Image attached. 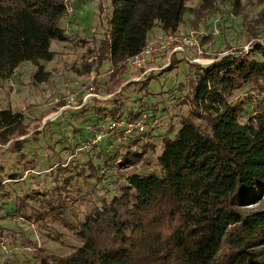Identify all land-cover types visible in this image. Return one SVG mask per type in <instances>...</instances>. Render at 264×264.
<instances>
[{"label": "trees", "instance_id": "1", "mask_svg": "<svg viewBox=\"0 0 264 264\" xmlns=\"http://www.w3.org/2000/svg\"><path fill=\"white\" fill-rule=\"evenodd\" d=\"M213 1L201 4L208 8ZM186 2L110 0L105 36L85 71L108 60L113 67L108 83L119 84L124 61L146 45L154 27L177 34ZM259 2L262 8L249 26L257 37L264 36V0ZM66 3L0 0V79L26 61L37 66L35 81L48 78L40 61L53 59V41L70 39L61 26ZM212 59L188 63L187 112L174 132L159 135L158 151L146 129L118 150L99 149L85 161L51 167L40 186L13 197L10 215L36 225L58 245L52 251L34 242L27 259L33 264H264V43ZM111 96L93 98L80 114L90 120L136 118L143 112ZM29 125L21 112L0 108V146L23 164L8 172L0 166L4 198H12L14 184L36 166L35 154L27 158L22 151ZM129 166L143 170L122 173L111 199L98 195L100 183L108 189L107 172Z\"/></svg>", "mask_w": 264, "mask_h": 264}, {"label": "rangeland", "instance_id": "2", "mask_svg": "<svg viewBox=\"0 0 264 264\" xmlns=\"http://www.w3.org/2000/svg\"><path fill=\"white\" fill-rule=\"evenodd\" d=\"M66 2L72 12L66 10L61 19V26L70 39L53 41V59L40 61L44 71L48 72V78L41 82L35 81L33 74L37 66L26 61L22 62L10 77L0 79V108L23 114L24 122L30 124V136L25 135L29 137L22 151L27 158L32 154L36 157V166L26 170L23 178L14 184L16 191L12 193V198L0 196V225L3 230L0 233V264H33V260L27 258L31 253L29 247L32 248L35 244L52 251L58 247L57 243L36 225L19 216L10 215L16 194L40 186L51 167L55 169L60 163L73 159L85 161L99 149H117L123 143L129 142L130 137L119 139V136L113 134L96 143L90 150H78L88 136L85 123L89 114H80L86 105L75 108L79 105V102L75 101L71 105L72 108L60 110L65 102H55L56 98L65 94L68 88L81 89L88 82L90 75L94 74V85L100 94L110 95L106 98H112L111 95L115 94L133 110L142 109L150 114L147 131L153 134L152 141L158 151L161 145L159 135L171 128L174 132L179 126L180 116L187 112L188 63L193 62L195 57L210 60L230 50L247 51L256 42L264 43V36L252 35L249 28L262 8L259 0H214L208 8L202 6V0H187V10L177 34L195 30L202 53L197 54L193 48L185 47L184 51L176 53L170 62L168 54L160 55L136 72L131 73L125 68L124 73L119 75V84L116 80L108 83L110 70L113 69L110 61L104 60L99 67L94 63L89 72L85 71V65L93 60L98 45L105 36L107 17L111 13L110 0ZM160 33L161 29L154 27L148 34V37L151 36L148 41ZM177 60V66L171 69V64ZM152 74L156 76L148 82L147 87L138 91L139 85L144 84ZM122 86L124 90L119 93ZM237 94L241 96L242 91ZM145 108H148V111L144 110ZM154 118L157 119L156 122ZM37 125L38 127H35ZM5 147L0 146V166L3 172L15 168L21 170L23 164L18 162V154L6 150ZM93 162L98 164L99 161L93 158ZM141 170L142 166H129L126 169H115L118 174L107 172L106 185L109 181L111 185L105 189L101 187L104 182L100 183L98 195L111 199L117 192L118 184L123 182L122 173ZM85 207L90 210L92 204L85 203Z\"/></svg>", "mask_w": 264, "mask_h": 264}, {"label": "built area", "instance_id": "3", "mask_svg": "<svg viewBox=\"0 0 264 264\" xmlns=\"http://www.w3.org/2000/svg\"><path fill=\"white\" fill-rule=\"evenodd\" d=\"M67 12H72L71 9L66 7ZM185 47H191L197 54H201L202 50L200 44L197 41V32L190 30L186 34H173L162 32L157 35L153 40L148 41L146 45L136 54L128 57L124 61V66L127 71L133 73L139 69L148 66V63L155 57L168 54V62H170L171 55L174 52H182ZM213 59H205L195 57L193 62L199 64H209ZM112 71V70H110ZM95 75L91 74L88 82L81 89L76 90L68 88L60 98H56L55 102L64 100V104L60 107L62 109L72 108L71 105L75 101L79 102V105L75 108H80L86 105L93 98L103 99L110 95L100 94L94 85ZM134 79V78H133ZM74 108V107H73ZM150 114L141 112L136 118H98L86 120L85 130L88 134L87 138L83 140L82 146L78 150H90L96 143L103 141V139L110 135H117L120 138H129L145 131L149 125ZM157 119L154 118V122ZM111 182L107 184L110 186Z\"/></svg>", "mask_w": 264, "mask_h": 264}, {"label": "crops", "instance_id": "4", "mask_svg": "<svg viewBox=\"0 0 264 264\" xmlns=\"http://www.w3.org/2000/svg\"><path fill=\"white\" fill-rule=\"evenodd\" d=\"M149 39H151V36H150V37H148V40H149Z\"/></svg>", "mask_w": 264, "mask_h": 264}]
</instances>
